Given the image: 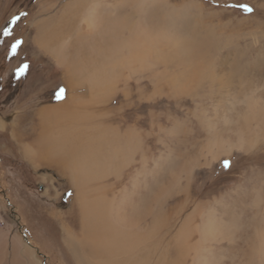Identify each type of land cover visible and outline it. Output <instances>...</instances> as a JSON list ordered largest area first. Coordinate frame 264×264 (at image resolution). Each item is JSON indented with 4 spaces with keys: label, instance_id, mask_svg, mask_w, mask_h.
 <instances>
[{
    "label": "rangeland",
    "instance_id": "obj_1",
    "mask_svg": "<svg viewBox=\"0 0 264 264\" xmlns=\"http://www.w3.org/2000/svg\"><path fill=\"white\" fill-rule=\"evenodd\" d=\"M71 1L0 0V119L5 123L3 129L0 120V264L14 263L11 241L16 236L26 245L30 241L34 243V253L41 264H76L63 242L61 223L58 222L59 218L70 221L68 215L62 216L58 212L75 214V211L70 212L75 200L71 182L53 169L31 166L12 135L20 141L27 139L30 130L23 129L30 126L37 109L52 106L72 94L86 95L87 89L68 91L56 59L33 46L34 26L40 20L52 22L64 15L68 21L82 20V24L87 20L102 21V17L108 14H112V21H117L118 13L129 15L132 21L163 25L169 35L177 32V38L182 37L180 40L185 36L192 41L198 40L195 55L200 56L201 61L192 60L180 67H177L179 62L164 65L171 76L179 78L184 67H189L192 72L200 65L204 70L202 75L222 72L231 75L233 81L222 93L215 91L212 99L204 102L205 110H196L197 102L189 100L187 103L176 100V103L172 98H160L155 100L158 106L153 108V105L144 103L130 107L129 104L137 98L112 97L106 107L112 109V113L105 118V123L119 126L121 131L137 125L138 129L148 133L146 148L150 161L146 164L147 170L155 166L154 157L163 160L158 164L161 168L156 166L149 170L147 175L155 176L146 182L148 187L145 184L137 186L136 192H133L134 181L142 179L136 175V168H121L116 165L118 158L113 161L112 178L100 183L111 186L104 192L114 203L112 221H116L119 203H128L134 194L133 209L136 208L134 212L141 215L143 207L140 205L160 193L163 186L160 194L167 200L164 212L169 219L173 216L171 211L180 210L186 204L182 216L173 221L177 227L173 234L179 229L181 218L182 221L185 217L194 218L191 228L201 227V233L193 235L191 244L194 247L189 249L186 264H264V201H261L264 200L261 199L264 196V140L237 149L234 147L237 141L248 139V136L242 137L237 131L236 120L233 122V119L238 120L235 109L239 108L244 97L240 77L243 78L245 71L252 72L257 68L259 55L264 52V0H83L78 2L75 12L66 5ZM245 5L252 11L246 12ZM186 80L176 85L178 88L188 87L187 90L191 87L190 92H194L199 84L195 81L191 85ZM253 82L248 86L255 90L250 89L249 93L252 92L256 99L264 94V80L255 78ZM148 86L146 92L151 93L152 84L148 83ZM61 89L64 90L62 96ZM176 107H179L177 111ZM189 109L196 115L189 114ZM23 117L28 120L23 121ZM177 121L182 123L179 130ZM101 127L103 131L109 130L103 124ZM186 127H191L193 133ZM184 129L187 137L194 140L187 144L186 158L179 163L173 156H178L176 140L182 138ZM20 131L23 135L17 133ZM95 134L92 130L91 136L95 137ZM104 135L113 146L115 135L112 133V138H108L105 132ZM124 154L120 151L117 156L120 158ZM225 161L229 162L227 168L224 167ZM188 176L191 179L189 188L186 187ZM156 180L160 185L158 191V186H152ZM171 191L172 195H169ZM152 202L150 200L148 204L151 206ZM149 208L146 206L144 211ZM205 222L213 225L206 227ZM25 257V260L31 258ZM144 263L150 264L146 260Z\"/></svg>",
    "mask_w": 264,
    "mask_h": 264
},
{
    "label": "bare ground",
    "instance_id": "obj_2",
    "mask_svg": "<svg viewBox=\"0 0 264 264\" xmlns=\"http://www.w3.org/2000/svg\"><path fill=\"white\" fill-rule=\"evenodd\" d=\"M78 2L83 0H73L66 5L75 12ZM102 18L110 20H87L82 24L80 23L82 20L68 21L64 15L58 17L56 21L40 20L36 25L34 24L36 35L33 46L56 59L68 91L74 92L76 88L83 87L87 89V92L86 95H69L65 100L52 106L46 105L37 109L30 126L23 129V131L30 130L27 139L23 138L20 141L14 134L12 137L31 166L35 169H53L71 182L75 200L70 212L75 211V214L58 212L62 213V216L68 215L70 219L68 221L59 218L58 222L59 225L61 223L63 242L76 264H145V260L150 264H180V262L186 264L193 235L195 232L201 233V227L191 228V221L194 218L185 217L183 221L181 218L180 227L173 234L174 229L177 228L173 221L184 212L186 204L180 210L174 209L173 212L169 208L173 215L169 219L166 211L164 212L167 200L160 194L163 186L160 190L158 180L152 186L153 188L158 186L157 191L159 189L160 193L148 199L153 201L151 206L147 199L145 204L140 205V208L143 207L141 215L134 212L136 209H133L134 201H136L134 194L130 196L128 203H119L118 208L116 207V221H112V217H115L112 216L114 203L104 192L111 186L100 183H104L107 178H112V166H115L113 161L118 158L116 165L121 168H133V166L134 169L136 168V175L142 177V179L137 178L138 180L133 178L135 180L133 192H136L137 186L145 184L148 187L149 183L146 182L152 181L155 176L147 175L149 170H153L156 166L158 168V164L163 160L162 157L159 159L154 157L152 162L155 166L147 170L146 164L150 161L146 148L149 142L148 133L140 130L141 128L138 129L137 125L121 131L119 126L112 127L105 123V118L112 113V109L106 107L111 103L112 97L120 95L125 99H138L132 101L129 104L130 107L144 103L146 106L153 105L154 108L158 106L155 103L156 99L172 98L175 102L176 100L178 102L185 100L186 103L187 100L197 102L196 110H205L204 102L212 99L215 91L222 93L226 87H229L233 81L232 76L214 72L215 75L210 73L207 77L202 75L204 70L199 67L200 65L192 72L188 70L189 67H184L178 75L179 78L171 76L170 70L164 65H174L179 62L177 67H180L191 63L192 60L199 63L201 57L195 55L199 47L198 40L192 41L189 36L180 40L179 38L182 37L177 38V32L174 35L171 33V36L162 28L163 25L147 21H132L129 15H121V13L117 14V21H112V14ZM261 52L257 68L252 72L245 71L248 74L244 73L243 78L240 77L244 97L239 103V108L235 109L238 111L236 116L238 120L233 119V122L236 120L235 123L239 125L237 131L242 137L247 135L248 139L243 138L242 141H237L234 146L237 149H241L244 144L264 140V94L254 99V95L252 92L249 93V90L255 89L248 86L254 83L255 78L264 80V52ZM205 70L208 71V69ZM185 79L191 85L197 81L195 84H199L198 88L194 92H190L191 87L187 90L186 84L185 88H178ZM148 83L152 84L151 93L146 92L149 89ZM217 85H219L218 89ZM175 109L177 111L179 107ZM191 114L196 115V113ZM24 119L28 120L26 117H23V121ZM1 124L5 129L4 121ZM101 124L109 130L103 131ZM177 125L179 130L180 125L182 126L181 121H177ZM151 126L152 129L155 128L153 124ZM161 126L159 125L160 128ZM191 127L185 129L193 133ZM185 129L182 138L176 140L178 156H173L179 163L183 157L186 158L187 144L194 140L187 137ZM92 130L96 132L95 137L91 136ZM99 132L101 133L98 134ZM104 132L108 138H112V133L115 135L113 146L105 140ZM17 133L23 135L21 131ZM231 149H233L232 146ZM120 151L125 152L120 157L121 160L117 156L118 153L120 155ZM118 175L115 177L119 178ZM190 180L188 176L187 188H189ZM168 194L172 195V191ZM261 199H264V196L263 198L261 196ZM148 205L150 208L144 211ZM198 209L194 213H197ZM166 217H168L167 220ZM205 224L206 227L213 225L209 222ZM211 237H213L212 234ZM11 242L14 247L11 253L13 261L15 260L13 264H41L35 256V245L32 241L27 242L29 244L26 245L16 236ZM25 256L31 258L25 260Z\"/></svg>",
    "mask_w": 264,
    "mask_h": 264
},
{
    "label": "snow or ice",
    "instance_id": "obj_3",
    "mask_svg": "<svg viewBox=\"0 0 264 264\" xmlns=\"http://www.w3.org/2000/svg\"><path fill=\"white\" fill-rule=\"evenodd\" d=\"M243 7H244V10H245L246 12H251V11H252V9H251L249 6H247V5H245V6H243ZM25 67H27V66H25ZM63 92H64V90L61 89V90H60V95H61V96L63 95ZM224 167H225V168L229 167V162H228V161H225V162H224Z\"/></svg>",
    "mask_w": 264,
    "mask_h": 264
},
{
    "label": "flooded vegetation",
    "instance_id": "obj_4",
    "mask_svg": "<svg viewBox=\"0 0 264 264\" xmlns=\"http://www.w3.org/2000/svg\"><path fill=\"white\" fill-rule=\"evenodd\" d=\"M12 201V200H11ZM13 202V201H12ZM16 206V204H14Z\"/></svg>",
    "mask_w": 264,
    "mask_h": 264
}]
</instances>
